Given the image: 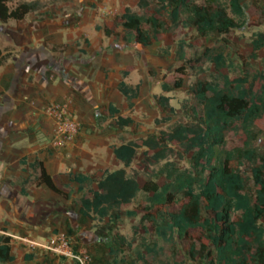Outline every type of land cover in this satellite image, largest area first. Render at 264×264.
I'll list each match as a JSON object with an SVG mask.
<instances>
[{
	"label": "trees",
	"instance_id": "obj_1",
	"mask_svg": "<svg viewBox=\"0 0 264 264\" xmlns=\"http://www.w3.org/2000/svg\"><path fill=\"white\" fill-rule=\"evenodd\" d=\"M136 6L140 15L125 8L109 25L98 29L114 41H131L144 48L162 43L165 55L171 47L170 34L174 28L191 29L203 39L241 31L249 19L258 25L264 24V0H204L203 3L137 0ZM38 8L37 2L0 0V24L21 21ZM178 47V60L186 63L183 42ZM246 47L254 58L264 50V34L254 35ZM4 58L0 51V63ZM191 62L201 70L204 64L210 63L216 74L212 81H199L189 89L201 107L200 112L191 109L190 118L175 123L168 131L112 146V155L121 168L98 170L86 176L73 175L69 178L74 185L71 190L57 175H48L37 160L33 164L39 170L35 182L64 200L70 199V193L78 195L79 215L96 221V225L111 223L118 218L123 205H133L141 196L143 204L125 211V216L132 219L136 212H142L141 225L146 223L148 229L172 246L175 241L179 244L180 250L172 251L175 254L172 264H264V149L252 147L258 135L264 134V73L250 79L229 77L225 73L226 56L213 54L208 48ZM184 67L177 72H183ZM132 71V66L126 67L122 78ZM181 87V79L173 85L161 84L163 94L152 98L160 116L154 120L156 124L170 121L175 109L165 94ZM116 91L125 99V110L131 111L139 97V85L132 87L120 81ZM119 113L112 105L108 106L107 114L114 119V127L124 130L135 125L130 117ZM258 121L263 122L261 130L256 128ZM236 125L241 131L237 138L242 147L220 150ZM139 149L143 150V158L137 165L134 162ZM176 156H184L189 168L177 166L172 161ZM243 163L249 165L247 177L241 171ZM148 165L158 166L150 172L154 180L147 179L140 184L137 177L144 169L148 170ZM133 166V173L128 176L127 169ZM85 184L94 188L85 192ZM202 212L211 217L203 218ZM9 242L8 237H0L1 264L13 261ZM143 248L154 252L152 247ZM128 253L131 254V243L118 233L112 234L109 263L119 264L122 261L119 256ZM176 254L182 255L184 261L176 262ZM144 262L139 255L138 264Z\"/></svg>",
	"mask_w": 264,
	"mask_h": 264
},
{
	"label": "crops",
	"instance_id": "obj_2",
	"mask_svg": "<svg viewBox=\"0 0 264 264\" xmlns=\"http://www.w3.org/2000/svg\"><path fill=\"white\" fill-rule=\"evenodd\" d=\"M25 2H37L38 10L21 21L0 24V51L5 56L0 63V237L10 239L13 257L12 262L5 264H78L42 251L29 252L21 242L10 238L45 239L55 230L71 236L74 254L85 252L93 258L99 251L110 259L111 239L105 243L93 236L91 227L97 222L79 215L80 197L70 193V199L64 200L37 185L34 180L39 170L33 164L39 161L48 175H57L69 190L74 187L69 182L73 175L121 168L112 157L111 148L105 157L98 149L102 136L85 133L87 125L96 127L88 98L107 90L114 92L124 106L125 99L116 86L120 81L132 87L138 85L127 80L137 71L132 51L138 46L125 49L123 40L107 38L98 29L110 12L103 5L113 6L115 0ZM128 66L133 71L123 79L122 71ZM81 85L83 90L79 89ZM58 103L69 105L80 130L73 144L65 148L51 144L54 127L45 113L49 105ZM109 105L120 111L113 103H107L106 112ZM86 142H94L98 148L82 149ZM75 199L77 205H71ZM86 220L91 222L88 229H78ZM83 231L88 233L85 238L81 237Z\"/></svg>",
	"mask_w": 264,
	"mask_h": 264
},
{
	"label": "rangeland",
	"instance_id": "obj_3",
	"mask_svg": "<svg viewBox=\"0 0 264 264\" xmlns=\"http://www.w3.org/2000/svg\"><path fill=\"white\" fill-rule=\"evenodd\" d=\"M196 1L197 3H203L204 0ZM136 3L137 0H115V5L113 6L105 3L103 8L107 11H113L115 15H106V19L104 20L106 23L104 25H109L110 21L114 17H117L122 13L124 8H122L121 5L127 6L133 12L140 15L141 11L137 9ZM97 8L98 7H96V9ZM10 22L13 23V21ZM257 33L264 34V24L258 25L257 23L251 22L249 19L243 30L234 31L226 37H219L215 35L200 39L191 29L183 30L181 28H174L171 30L170 40L172 42L167 55L163 52L164 46L162 43H157L148 48L138 46L137 49L132 51V54L137 61V71L127 77L129 82H132L133 84L138 83L140 86V94L138 99L135 101L134 109L128 113L124 106H121V102L117 100L115 93L111 91L106 90L104 94H97L92 97L89 96L88 101L92 107V116L94 122L96 123V127L94 128L91 125H87L85 133H88L89 135H100L102 136L103 142L99 148L94 142H86L85 144L83 143L82 149H94V147L98 148L105 157L104 153H108V151L110 152V148L112 146H118L131 140H139L145 138L149 134L158 133L160 131H168L175 123L185 121L190 118L191 109H195L197 112H200L201 107L197 101L191 97L189 89L193 88L199 81H212L216 77L213 65L210 63L204 64L201 70L198 69L196 63L191 62V60H194L197 56L201 55L203 49L205 48L211 49L213 54L222 53L226 56L227 66L225 68V73L229 77H246L250 79L257 73H264V50L256 53V56L252 58L250 57V53L246 47V44L249 43V41L253 39L254 35ZM105 41L109 43L107 38H105ZM181 42L184 44L182 53L186 63L179 61L177 56V53L179 52L178 45ZM132 45H134L133 42L124 41L125 49H132ZM95 55L96 54H94V56ZM182 66H185L184 71L181 73L177 72V70ZM178 79L182 80L181 89L165 94L171 98L170 106L175 109V113L170 117V121L168 123L156 124L154 120L159 119L160 116L153 104L152 98L163 94L160 88L161 84L166 83L173 85V83ZM106 81L108 82L107 75L104 77V82L106 83ZM218 82L221 83V80L219 79ZM84 88L85 87L82 85L79 87L80 90H83ZM84 97L86 96L84 95ZM107 103H113L116 107L120 108V115L122 117L130 116L135 122V125L124 130H118L114 127V119L110 118L106 114ZM262 127V121L256 122V128L258 130H261ZM80 129H82L81 126ZM240 134L241 131L238 129V125H236L235 129L227 134L226 144L220 150L225 151L233 148H241L242 144L237 138ZM252 147L261 150L264 149V134L258 135L256 140L252 142ZM142 152V149L138 150V154L134 162L137 165L142 161ZM172 161L182 169L189 168L188 161L184 156H176L175 158H172ZM157 167L158 166L153 167L148 165L146 167L148 170L144 169V172L137 177L138 182L142 184L147 179L152 180L153 178L150 175V172L151 170L155 171ZM134 168L135 167L133 166L132 168L127 169L128 176L132 175V170ZM241 171L243 175L247 177L249 173V165L247 163H243ZM161 183V179L157 181V184L160 185ZM91 188H94V185L85 184L84 191L86 192ZM77 202V199H75V202L71 205L76 206ZM142 204L143 199L140 196V198L133 205H124L117 214L118 218L113 220L111 223L105 225L106 222H104L103 224L92 225L91 228L94 229L93 236H95L98 240L100 239L105 243H109L112 234L118 233L124 236L131 243V254L128 253L120 255L119 259L122 261L119 264H138L139 255L143 256L145 260L144 264H172L175 257V254L173 255L172 251L173 253H177V251L180 250L179 244L175 241V246H172L170 242L160 238L148 229L146 223L141 225L140 218L143 215L142 212H136V217L132 219L125 216V211L132 210L133 207H136V205ZM70 208L73 209V206ZM202 217L210 218L211 215L209 213L206 214L202 212ZM88 224H91V222L82 221L81 226L78 227V229L84 228V231H86L88 229L86 227ZM133 227H137V230L133 231ZM84 231L81 235L82 238H85L88 235V233H85ZM67 236L71 238L69 234H67ZM143 246L152 247L154 252H147ZM196 247L198 248L199 244H196ZM175 259L176 262L184 261L183 256L179 254H176ZM88 262L89 264H110L109 258L107 259V257H105V253H100L99 251L95 253L93 258H91L89 254L87 263ZM185 264L200 263L186 262Z\"/></svg>",
	"mask_w": 264,
	"mask_h": 264
},
{
	"label": "built area",
	"instance_id": "obj_4",
	"mask_svg": "<svg viewBox=\"0 0 264 264\" xmlns=\"http://www.w3.org/2000/svg\"><path fill=\"white\" fill-rule=\"evenodd\" d=\"M110 11L107 16H114ZM45 113L53 122V137L51 144L55 148H65L73 144L78 132L79 124L67 103L49 105ZM11 239L21 242L29 252L42 251L58 257L70 258L78 264H86L88 255L84 252L76 255L72 252L71 240L61 231L50 234L45 239H29L25 237L10 236Z\"/></svg>",
	"mask_w": 264,
	"mask_h": 264
}]
</instances>
